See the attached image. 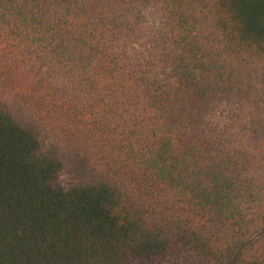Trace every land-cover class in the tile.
Segmentation results:
<instances>
[{"label":"trees","instance_id":"1","mask_svg":"<svg viewBox=\"0 0 264 264\" xmlns=\"http://www.w3.org/2000/svg\"><path fill=\"white\" fill-rule=\"evenodd\" d=\"M0 264H264V0H0Z\"/></svg>","mask_w":264,"mask_h":264}]
</instances>
